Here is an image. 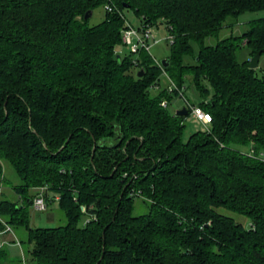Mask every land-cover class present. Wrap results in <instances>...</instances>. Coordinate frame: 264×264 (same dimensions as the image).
Here are the masks:
<instances>
[{"label":"trees","instance_id":"trees-1","mask_svg":"<svg viewBox=\"0 0 264 264\" xmlns=\"http://www.w3.org/2000/svg\"><path fill=\"white\" fill-rule=\"evenodd\" d=\"M106 3L114 8L89 25L85 14ZM129 8L173 36L168 66L145 49L116 51ZM263 9L264 0H0V167L16 170L23 202L2 197L0 217L27 230L30 264H264V75L238 59L240 48L264 49V17L208 43ZM163 71L179 88L191 78L209 130L184 140L189 113L162 105L179 95ZM38 187L59 196L66 224L30 226ZM138 198L148 209L135 215ZM8 255L0 248V262Z\"/></svg>","mask_w":264,"mask_h":264},{"label":"rangeland","instance_id":"rangeland-1","mask_svg":"<svg viewBox=\"0 0 264 264\" xmlns=\"http://www.w3.org/2000/svg\"><path fill=\"white\" fill-rule=\"evenodd\" d=\"M105 16V8L103 5L96 7L93 12V15L89 18V25H95L101 22ZM126 21H128L136 29H140L143 26V22L139 16L132 9L125 10ZM264 17V9L257 12H245L239 18L238 23L233 27H225L221 30L218 37H210L208 43L214 44L219 38H225L232 33L241 34L247 27L248 22L253 19ZM171 34L165 27V25H160V27H151L149 44L151 45L149 54L157 61L162 62L163 59H167L171 54ZM117 52L124 54H130L132 49L123 42L122 45L116 49ZM138 54H134L136 58ZM238 59L240 62L245 60H250V51L248 47H243L238 50ZM136 63V62H135ZM258 76L264 75V54H262L259 62V66L256 68ZM163 84H166V81H163ZM152 94H155L158 89L154 88L151 90ZM185 97L193 104H199L202 101L199 92L196 87L193 85L191 78H187L185 87L183 89ZM186 106V100L183 96H176L171 103L168 104V109L172 113H176L178 110ZM186 130L184 132V140H187L188 137L195 132L196 130L203 129L202 124L193 121L189 116L185 118ZM238 149L249 153L252 150V145H238ZM22 183L21 178L17 174L14 167L8 162L1 160L0 167V186L3 190V199H7L13 202H18L23 204L22 197L15 190V186ZM40 188V187H38ZM38 188L32 190L31 195L35 196V193L38 192ZM50 195L48 199V209L45 211H38L34 208L33 204L27 206L28 215H29V224L31 227H55L59 225H64L67 222L66 215L63 210L60 208L58 201ZM147 206L144 204L142 198H138L135 201V210L134 214H142L147 212ZM222 212L234 216L238 221H241L245 224H249L248 219L240 214L233 213L230 211ZM3 219V218H2ZM4 220V219H3ZM88 220V216H84L81 220V224L84 225ZM5 221V220H4ZM3 239L7 240L5 245L6 250L9 253V257L5 262H0V264H30L28 259L31 255L29 250L32 248V244L28 241V232L24 227H15L12 226V231L7 235L2 236Z\"/></svg>","mask_w":264,"mask_h":264},{"label":"built area","instance_id":"built-area-1","mask_svg":"<svg viewBox=\"0 0 264 264\" xmlns=\"http://www.w3.org/2000/svg\"><path fill=\"white\" fill-rule=\"evenodd\" d=\"M106 10H112L114 8L113 5L110 3H106L105 7ZM127 28H125L122 32V38L123 42L128 45L132 51H139L141 49H145L147 52L150 51L151 45L149 44V37H150V29L151 27H147L143 25L140 29H136L134 26H132L128 21L126 22ZM171 40L173 42V36L171 35ZM171 42V43H172ZM158 65H160L162 68L164 67L162 62L155 60ZM163 75L167 78L166 88L169 92H173L177 90L179 92V95L183 96L186 100V108L189 113V117L200 124H202L204 130H209V124L212 122V115L207 112L205 109H203L199 104H193L191 103L184 95L183 89L179 88L176 83L167 75L165 71H163ZM156 89H160L161 85L156 84L154 86ZM168 101L164 100L162 102L163 106H168ZM250 155L255 154V149L252 146V150L249 151ZM46 191L47 187H40L38 188V192L33 197V206L38 211H45L48 209V200L46 197ZM3 190L0 186V202L2 199ZM55 199H59V196L56 195ZM83 210H85V207H82ZM0 221L5 225L4 229L0 230V248L5 246L7 244V240L3 239V235L6 233H9L12 231V226L7 224L1 217ZM89 222V219L87 220ZM86 222V223H87Z\"/></svg>","mask_w":264,"mask_h":264},{"label":"water","instance_id":"water-1","mask_svg":"<svg viewBox=\"0 0 264 264\" xmlns=\"http://www.w3.org/2000/svg\"><path fill=\"white\" fill-rule=\"evenodd\" d=\"M92 15H93V11L89 10L85 14V18H90ZM262 54H264V49L259 50L254 56L251 57V59H250V67L251 68H257L259 66V62H260V58H261ZM162 64L164 66H168L169 65L168 59H163ZM142 71L143 70L140 71L139 76L143 75ZM187 114H188V110L186 107L177 111V115H179V116H186Z\"/></svg>","mask_w":264,"mask_h":264},{"label":"crops","instance_id":"crops-1","mask_svg":"<svg viewBox=\"0 0 264 264\" xmlns=\"http://www.w3.org/2000/svg\"><path fill=\"white\" fill-rule=\"evenodd\" d=\"M37 193V192H36ZM36 193H35V195H36ZM48 202H50V201H48ZM8 233H6L5 235H7Z\"/></svg>","mask_w":264,"mask_h":264}]
</instances>
